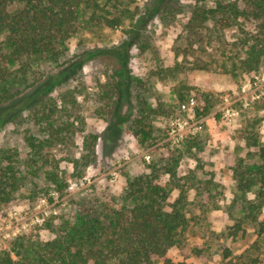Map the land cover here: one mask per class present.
<instances>
[{
  "label": "rangeland",
  "instance_id": "rangeland-1",
  "mask_svg": "<svg viewBox=\"0 0 264 264\" xmlns=\"http://www.w3.org/2000/svg\"><path fill=\"white\" fill-rule=\"evenodd\" d=\"M95 1L99 13L120 18V25L97 23L92 10L82 6L74 25L67 33L63 26L57 37L56 63L46 55L15 52L6 35L0 37V64L8 80L32 93L22 99L23 109L13 120L0 124V157L13 156L20 180L18 191L0 200V252L22 235L57 241L65 224L126 203L129 181L155 170L164 184L165 171L172 174L171 184L189 180V212L199 217L190 224L186 242L212 247L210 264H219L214 248L222 242L235 254L246 248L253 253L256 235L249 226L245 240L231 243L225 236L243 215L231 201L254 198L256 186H244L256 181L262 164V23L241 16L224 26L227 15L214 0ZM222 3L244 8L239 0ZM22 8L13 0L7 10ZM247 38L263 50L252 68L242 49ZM24 66L28 71L22 74ZM49 79L52 90L46 93ZM204 107L209 111L201 114ZM138 119L150 131L144 143L133 136ZM51 123L64 133L42 156L52 158L66 178L62 191L43 175V157L39 171L31 161L29 142L45 139ZM176 197L174 191L169 203ZM259 244L264 264V237ZM168 256L182 260L178 250Z\"/></svg>",
  "mask_w": 264,
  "mask_h": 264
},
{
  "label": "trees",
  "instance_id": "trees-1",
  "mask_svg": "<svg viewBox=\"0 0 264 264\" xmlns=\"http://www.w3.org/2000/svg\"><path fill=\"white\" fill-rule=\"evenodd\" d=\"M23 4L19 13H9L7 7L13 0H0V37L6 35V44L29 57L46 59L56 63L60 55L57 37L62 33V27L68 26L67 33L79 17L78 9L82 6L92 10L91 19L108 27L120 25V18L109 13H99L100 6L95 0H16ZM118 2V0H107ZM222 13L227 15L223 25L230 23L229 19L251 17L260 21L264 27V0H239L244 4L240 8L232 4L224 6L222 0H214ZM212 11V10H211ZM215 13V11H212ZM242 46L245 63L248 68L257 66L262 56V48L256 39L247 38ZM26 66L23 72L27 73ZM122 74V72H120ZM6 68L0 64V124L13 120L23 107V98L30 99L32 93L25 92L13 86L8 80ZM47 82L45 92L52 90ZM27 100V99H26ZM37 103V101L33 102ZM19 107V108H17ZM209 111L204 107L201 114ZM9 115L1 120V115ZM200 115V113H198ZM6 120V121H5ZM133 136L144 143L151 138L150 131L145 130L146 124L141 120L135 123ZM64 133V128L48 125L45 139L29 142L34 157L31 159L37 170L38 158L43 157V171L46 180L58 191L66 187L57 163L52 158L42 156L44 150L52 148ZM96 137H93L95 143ZM261 166L258 168L256 181L249 189L256 186L254 198L243 197L231 201V207L240 206L243 215L241 219L229 228L226 240L235 243L248 237L249 226L256 235L253 243L254 252L249 248L235 254L227 243H220L214 251L219 257V264H263L259 239L264 237V150L261 149ZM14 158L9 154L0 157V200L7 201L18 191L19 176ZM168 176V183L160 181L157 171L134 177L128 183L125 192V202L117 207H111L100 216H85L78 218L73 224H65L62 238L57 241L41 242L25 235L14 238L8 249L0 252V264H210L213 248L198 243L187 244L186 235L190 224L198 219L190 215L188 193L193 189L188 181L171 182L170 171L162 172ZM194 183L192 182V185ZM196 185H194L195 187ZM174 191L177 197L172 203L169 198ZM209 202V201H208ZM201 204H198L199 207ZM206 205H209L207 203ZM196 206V205H195ZM171 250L182 253L181 261H174L168 256ZM192 261V262H191Z\"/></svg>",
  "mask_w": 264,
  "mask_h": 264
},
{
  "label": "built area",
  "instance_id": "built-area-1",
  "mask_svg": "<svg viewBox=\"0 0 264 264\" xmlns=\"http://www.w3.org/2000/svg\"><path fill=\"white\" fill-rule=\"evenodd\" d=\"M180 109H181L182 111H184V109H185V104H182L181 107H180ZM227 114H229L228 111H227Z\"/></svg>",
  "mask_w": 264,
  "mask_h": 264
}]
</instances>
